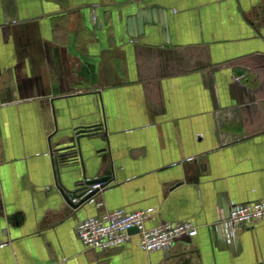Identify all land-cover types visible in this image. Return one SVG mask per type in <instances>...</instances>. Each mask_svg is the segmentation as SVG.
Instances as JSON below:
<instances>
[{"label": "crops", "instance_id": "1", "mask_svg": "<svg viewBox=\"0 0 264 264\" xmlns=\"http://www.w3.org/2000/svg\"><path fill=\"white\" fill-rule=\"evenodd\" d=\"M107 187L78 207L87 180ZM264 0H0V264H264ZM154 206L168 250L86 247L76 225ZM264 218V217H263Z\"/></svg>", "mask_w": 264, "mask_h": 264}, {"label": "built area", "instance_id": "2", "mask_svg": "<svg viewBox=\"0 0 264 264\" xmlns=\"http://www.w3.org/2000/svg\"><path fill=\"white\" fill-rule=\"evenodd\" d=\"M105 182L91 185L90 190L104 189ZM94 201V197L90 199ZM154 206L128 210H111L101 215L84 218L76 225L77 237L86 247L109 250L130 242L132 228H137V245L146 251L168 250L177 238L197 235L199 226L192 220L165 222L148 226L154 218ZM264 199L251 202H232L228 211L217 209V224L225 240L235 244L240 231L254 226L264 218Z\"/></svg>", "mask_w": 264, "mask_h": 264}, {"label": "water", "instance_id": "3", "mask_svg": "<svg viewBox=\"0 0 264 264\" xmlns=\"http://www.w3.org/2000/svg\"><path fill=\"white\" fill-rule=\"evenodd\" d=\"M109 179V176L101 177V178H94L87 180L83 185V188H80L78 190H74L73 192L67 191L68 193H65L66 200L75 207H78L80 205H83L90 201V199L100 191V189L90 190L91 185H94L96 183L105 182L107 185V181ZM137 228H132L131 232H136Z\"/></svg>", "mask_w": 264, "mask_h": 264}]
</instances>
